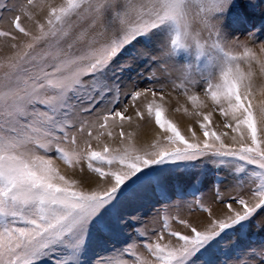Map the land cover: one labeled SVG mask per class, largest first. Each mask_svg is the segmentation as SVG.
<instances>
[{
    "label": "snow or ice",
    "instance_id": "obj_1",
    "mask_svg": "<svg viewBox=\"0 0 264 264\" xmlns=\"http://www.w3.org/2000/svg\"><path fill=\"white\" fill-rule=\"evenodd\" d=\"M258 7L259 25L253 22ZM5 10L14 14L15 31L0 30V44L10 50L0 61V264H206L201 258L216 245L237 247L225 241L228 230L244 237L256 221L264 231V103L257 105L252 91L253 66L264 73V43L254 51L235 36L240 29L253 41L257 32L264 34V0H67L65 6L50 0L9 6L0 0V16ZM21 15L34 20L38 31L22 26ZM182 57L196 61L175 71L193 114L202 116L197 122L203 139L191 128L186 138L164 117L155 90H134L126 93L133 102L151 92L146 116L162 129L150 146L136 147L134 132L123 131L133 119L125 115L127 108L101 114L105 97L118 101L121 79L134 67L155 65L151 78L159 80L156 73L170 76L169 61ZM197 77L206 81L205 96L234 133L231 144L223 139L227 132L212 128V111H200L205 101L189 94ZM135 115L145 119L140 109ZM113 127L121 129L119 145L94 150L90 139L114 138ZM85 130L89 139L81 147L77 133ZM53 152L70 167L86 161L90 175L79 184L67 179ZM200 164L225 168L237 181L247 174L254 185L250 196L231 197L239 208L227 204L220 219L199 205L210 222L198 230L179 220L188 232H170L175 243H162L163 236L145 242L152 260L142 259L127 241L88 259L94 245L111 244L128 228L143 237L134 224L138 217L126 209L150 193L163 195L169 178ZM97 179L109 186L86 187ZM232 264H264V244L239 250Z\"/></svg>",
    "mask_w": 264,
    "mask_h": 264
},
{
    "label": "rangeland",
    "instance_id": "obj_2",
    "mask_svg": "<svg viewBox=\"0 0 264 264\" xmlns=\"http://www.w3.org/2000/svg\"><path fill=\"white\" fill-rule=\"evenodd\" d=\"M2 2L11 6L24 3L25 0H2ZM50 2L55 4L56 6H65L67 0H50ZM12 15L14 14L9 13L7 12V10H5L3 15L0 16V30L15 31L11 29ZM254 15L255 19L253 22L259 25L261 19V9L259 7L255 10ZM37 19H39V17H37ZM21 24L22 26L28 28L34 33L38 31L36 27V22L34 20H29L27 16L21 15ZM247 28L251 29V25H248ZM20 35L22 36V34ZM160 35L161 33H157V36ZM235 36L238 37L239 40L247 39L250 42L251 46H253L254 44L256 46L261 43H264V34H261L259 32H257V38L254 41L248 38V34L244 29L236 31ZM3 39L4 38L0 37V41H2ZM140 46L141 45H135L136 48H139ZM133 50L134 49L130 48L128 52L124 53V57H127L129 53ZM8 55H10V50L0 44V61L4 60ZM188 63H192L193 65H195L196 61L193 57H182L178 63L174 61H169L168 67L169 71L171 72V75L168 77H163L159 72H157L156 75L158 77H161L159 80H153L151 78V72L155 68V65H152L151 68L147 64L134 67L132 71L125 73L121 79L120 94L118 101L113 100L112 94H109L105 97L103 101L104 107L101 109V114H103V112L106 111L108 108H113L114 110H122L124 108H127V112L125 113V115L133 118L131 125H134L133 120L136 117L135 113L137 109H140L142 112H144L145 118L148 119L146 116V106L149 102L153 100V97L151 92H147L145 96H141L138 100L133 102L130 96H127L126 93H130L134 90L153 89L157 92V99L160 95H163L166 92L168 93V91H172L173 94L177 95L176 98H178V103L182 102V105H179V109H181V107L183 108V111L187 109V111H185L184 114L181 113V115H183V118H188L189 120H191V122L187 125L188 127L181 126L179 123L172 120L165 113V111L163 113L164 117L176 124L178 129L181 131V134L184 135L186 138L191 137V131L189 130L191 128V130H194L196 132L197 137L199 139H203V133L200 130L199 124L197 122L198 119H202V116L198 118L193 114V107L191 102L188 100L189 103L185 104L182 101L183 97L184 99L187 97L184 92V89L182 87H177V85H179L181 81L177 79V73L175 71V68ZM197 79L200 80V82L195 89H191L190 85L188 86L190 88L189 94L194 92L200 97L201 101H203V99L205 98L206 102L209 104V110L212 111L213 115L218 117L220 122L218 124L224 127L226 118L223 117L218 110H214V106L212 105L210 98L208 99V97L205 96V89L207 87L206 81L200 79L199 77H197ZM172 81H175V84H173ZM162 87L163 91L161 92ZM201 109L200 111L202 113H207L206 108ZM181 115L179 114V116ZM88 119L91 121L95 120L96 117L91 116L88 117ZM211 119L212 121L214 120L213 117H211ZM148 121L153 124L158 133L162 132V129H159V127L155 125L154 119H148ZM132 128L133 127L128 129L125 124L123 127V131L125 133H127L128 131L133 132ZM212 128L217 132H227L228 134L231 133V129H224L225 127L223 129H220L217 126H213V123ZM195 129L198 131H196ZM109 130L113 132L116 140H114V138L109 139L107 135L102 136L99 142L96 139H90L91 146L94 150L102 151L103 145L105 143L109 144L112 147H116L119 145V132L121 129L119 127H113ZM92 131L93 136H95L97 134L96 129L93 128ZM233 134L234 133H231L229 134V136L223 137L226 143H232V141L230 140V136ZM85 139H89L87 136V130H85V132L82 134L77 133V142L81 147H84L83 141ZM150 139L151 137L138 139L133 138L132 142L136 147L138 145L139 147L143 148L146 146H150L154 142H148L150 141ZM143 140H146L147 142ZM140 141L144 143H138ZM49 155L53 158L54 163L61 171V174H63L69 180H71V177L73 176L68 171L76 170L79 172L86 171L89 173L86 161H82L75 167H70L64 164L63 161L58 159L54 152L49 153ZM252 167L253 166H248L246 171H250ZM63 169H65L67 173L65 170L63 171ZM92 175L94 176L95 174ZM197 177L199 179H197ZM79 183L80 182H78V184ZM238 184H241L242 186L237 187ZM253 187L254 185L250 183L247 174H243V180L237 181L236 179H234L233 175L229 172V170L225 168L218 169L207 164H200L196 168H190L187 172H179L177 174H174L171 178L167 180L165 186V193L163 195L150 193L143 199L126 209L127 213L133 214L138 217V221L134 222V224L135 227L140 228L141 231L145 232V235L143 237L137 236L133 228H128L123 234L115 238L111 242V244L100 246L94 245L88 253V259L90 261L94 260L97 256L104 255L112 245H115L116 247H121L127 241L133 243L134 251L139 254L142 259L152 260L154 258L151 257V254L143 246L145 242H156L159 236H163V240L161 241L162 243H175V238L170 236V232L179 231L183 234H186L188 232V229L184 228L179 223V220H185L192 226L197 227L198 230H203V228L210 221H206L204 223L201 217L194 216V214L203 213L202 217H210L208 213L202 211L199 205L202 204L205 207H208L211 210L212 216L218 218V216H216V213L218 212V207L216 203L221 206L222 210L220 211H222L223 213L227 211L226 205L229 203H231L234 208H239V206L235 204L231 197L243 195L247 198L250 196L251 188ZM87 188L90 189V187ZM215 196L218 197L216 198ZM209 198H211L212 201H210ZM263 214L264 213H262L261 216ZM220 216L221 218H223L222 213H220ZM165 217H167L168 219L167 228L164 227ZM257 219H259V217ZM262 235H264V231H261L259 228L256 227V221L253 222L251 228L248 231L247 236L244 237H240L239 235H233L231 230H228L225 236V241L234 240L236 242L237 247L224 248L223 244H218L214 247L213 250L205 254L201 259L203 262H206V264H221V262L223 261H227V264H232V260L234 259V256L238 254L239 250L248 247H258L264 244V239H258V237ZM126 259H134V257H126ZM44 264H51V262L46 260Z\"/></svg>",
    "mask_w": 264,
    "mask_h": 264
},
{
    "label": "bare ground",
    "instance_id": "obj_3",
    "mask_svg": "<svg viewBox=\"0 0 264 264\" xmlns=\"http://www.w3.org/2000/svg\"><path fill=\"white\" fill-rule=\"evenodd\" d=\"M247 39H243V40H241V41H245L247 44H248V46L249 47H251V48H253V50L254 51H258V46L260 45L259 43V45H256L255 46V44L253 45V46H251L250 45V42L247 40ZM257 44V43H256ZM242 67H244L245 69H246V65H242ZM253 71H254V77H253V89H252V91H253V94H254V98H255V100H254V102L257 104V105H259V104H261V103H264V73H261V71H260V68H259V66L258 65H254L253 66ZM164 95V101L162 102V104H163V107H164V111H165V113L172 119V120H174L175 122H177V123H179L181 126H187L190 122H191V120H189L188 118H183V115H181V113L182 114H184L185 113V111H183V108L181 107V109H179V105H182V102L181 103H178V98H176V94H173V92L172 91H168V93L166 92V93H164L163 94ZM203 98V97H202ZM209 99V98H208ZM157 100H158V102H161V101H159V98H157ZM182 101L185 103V104H188L189 103V101H188V99H187V97L184 99V97L182 98ZM203 101H205V103L207 104V107H203V108H206V110H207V112H209L210 110H209V107H208V103L206 102V99L204 98L203 99ZM210 102V101H209ZM185 109V108H184ZM202 110V109H201ZM179 114L181 115V116H179ZM134 117V116H133ZM212 117L214 118V120L212 121V123H213V126H217V127H219L220 129H223L224 127H222L220 124H218V123H220L219 122V119H218V117H216L215 115H213L212 114ZM181 120H183V121H181ZM133 123H134V125H129L128 123H125L126 124V126L128 127V129L129 128H131V127H133L132 128V130H133V132H134V137L133 138H135V139H138V138H148V137H151V139H150V141H148V142H152V141H155L156 140V138H157V135L159 134L158 133V131L156 130V128L153 126V124L150 122V121H148V119H144V120H140V119H138L137 117H135L134 118V120H133ZM139 124V127H136V124ZM124 124V125H125ZM129 125V126H128ZM212 126V125H211ZM188 127V126H187ZM197 129V128H196ZM195 129V130H196ZM224 129H226V128H224ZM194 131V130H193ZM196 131H198V130H196ZM227 131V130H226ZM129 132V131H128ZM229 132V131H228ZM232 133V132H231ZM231 133H229V134H231ZM203 138V137H202ZM114 140H116V138L114 137ZM202 140V139H201ZM143 141H145V142H147L146 140H143ZM138 143H144V142H142V141H140V142H138ZM231 144V143H230ZM137 147H139L138 145H137ZM61 164V163H60ZM59 164V165H60ZM62 165V164H61ZM66 167V166H65ZM78 169V168H77ZM65 169H63V171H64ZM62 171V172H63ZM66 171V170H65ZM61 172V171H60ZM68 172H70V174L73 176V177H71L72 179L71 180H76L77 181V183L78 182H80V180H81V177L82 176H87V175H90L88 172H86V171H82V172H79V171H76V170H72V171H68ZM66 173H67V171H66ZM63 175V174H62ZM92 175V174H91ZM97 185H99L100 187H107V186H109L107 183H104L102 180H96L95 181V184H90V185H87L86 187H95V186H97ZM216 197V196H215ZM218 197V196H217ZM216 197V198H217ZM210 199V201H212V199L211 198H209ZM224 199V198H223ZM217 204V207H218V212L216 213V216H218V218H220L221 216H220V213H222V215L224 214L222 211H220V210H222V208H221V206L220 205H218V203H216ZM237 209H238V207H237ZM203 213H195L194 214V216H199V217H201L202 218V221L205 223L206 221L207 222H209L210 221V218H206V217H202L203 215H202ZM262 216H264V215H262ZM192 221V220H191Z\"/></svg>",
    "mask_w": 264,
    "mask_h": 264
},
{
    "label": "crops",
    "instance_id": "obj_4",
    "mask_svg": "<svg viewBox=\"0 0 264 264\" xmlns=\"http://www.w3.org/2000/svg\"><path fill=\"white\" fill-rule=\"evenodd\" d=\"M263 215H264V214H263ZM220 218H221V217H220ZM220 218H218V219H220ZM261 238H262V239H261ZM258 239H259V240H263V239H264V235L258 237Z\"/></svg>",
    "mask_w": 264,
    "mask_h": 264
}]
</instances>
